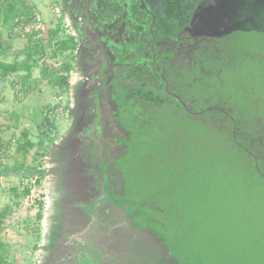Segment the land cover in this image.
<instances>
[{
	"label": "rangeland",
	"instance_id": "374dc122",
	"mask_svg": "<svg viewBox=\"0 0 264 264\" xmlns=\"http://www.w3.org/2000/svg\"><path fill=\"white\" fill-rule=\"evenodd\" d=\"M4 1L0 0V43L8 45L13 54L23 50L29 37L46 43L49 31L56 26L60 34H72L59 0H19L20 20L13 23L15 28L3 21ZM235 8L228 6L233 13ZM237 10L246 16V23L252 13L262 16L258 24L264 26L263 8L241 6ZM34 12L39 14L42 30L35 28ZM254 29L250 27L249 32L231 41L251 48L246 49L251 52L242 66V79L232 77L223 85L216 84L214 90L227 102L218 100L220 107L229 110L237 124L235 140L246 143V137H251L254 140L250 143L251 152L264 160V144L259 138L263 131L257 116H264V32ZM74 51L69 56L72 59L67 88L51 85L40 75L41 67L66 75L60 57L48 49L38 55L28 82L24 83V72L7 77L15 86L13 100L22 102L23 107L11 116L9 110H0V147L8 138L15 140L6 165L0 167V211L6 208L0 225L3 245L0 256L4 264H38L46 248L57 202L63 195L56 188L57 174L51 158L71 121ZM184 79L186 83L190 81L189 75ZM206 84L207 78H203L201 82L191 83L187 90L205 92ZM213 122V125L196 124L190 128L187 125L181 129L165 123L167 129L160 149L138 151L132 157V166L121 176L129 174L136 189L160 197L165 209L163 217L167 220L164 225L167 239L181 248L183 264H189L188 255L193 258V264H264V182L253 170L250 174L240 170L233 158L228 157L236 156L241 168L245 167L246 158L230 138L233 127L226 117L219 116ZM109 158L107 155L108 161ZM89 163L84 161L82 165ZM95 174L83 168L76 178L75 185L79 186L75 190L91 188ZM87 194L81 195L84 201H88L90 191ZM96 212L108 214L103 205ZM101 219L103 216L98 218ZM148 229L152 231L148 237L153 241L148 242L144 235L140 238L145 239L149 249L158 251L161 246L155 239L157 232L150 225ZM106 231L96 241L105 254L117 261L128 252L136 256L131 251L135 237L131 235V238L126 229H123L126 235L116 227ZM167 260L174 264L173 259Z\"/></svg>",
	"mask_w": 264,
	"mask_h": 264
},
{
	"label": "flooded vegetation",
	"instance_id": "af4514ba",
	"mask_svg": "<svg viewBox=\"0 0 264 264\" xmlns=\"http://www.w3.org/2000/svg\"><path fill=\"white\" fill-rule=\"evenodd\" d=\"M60 2L64 3L62 13L69 17L75 50L83 42L82 59L88 62L87 72L94 77L98 93L110 106L105 113L99 111L98 120L111 128L108 145L104 144L105 152L110 156L108 163L101 156L102 139L98 142L99 165L103 168L102 174H109V177L104 178L107 181L102 184L99 194L87 203L80 202L89 215V222L80 231L66 234L61 240L66 259H72V264H170L167 259H173L174 264H183L167 239L164 230L167 220L163 217L165 209L160 197L136 189L131 177H123L121 173L132 166V157L138 151L160 149L167 129L165 123L178 129L187 125L190 128L196 124L213 125V119L223 116L233 127L231 140L246 158L244 172L250 174L253 170L264 182V160L250 150L254 140L251 137H246V143L235 140L237 124L229 110L220 107L219 97L187 90L191 83L201 82L204 74L213 77L219 61L218 42L209 40L202 33L209 21L212 0ZM212 30H209L210 34ZM224 51V62L231 61L233 51ZM185 75L190 77L187 83ZM105 107L103 103L102 108ZM257 116L263 131L259 135L260 143L264 144V116ZM132 149L135 152L132 153ZM107 164L111 166L109 169H106ZM104 200L116 208L128 206L130 211L125 219L130 223H125L122 228L123 218H116L114 227H121L122 232L126 229L131 238L135 237L131 250L136 253L135 257L128 252L129 256L117 261L96 245L104 233L90 231V226L96 221V211L104 205ZM80 222L77 220L76 224ZM149 225L157 232L155 239L161 250L149 249L145 239L140 238L144 235L148 242L153 241L148 237L152 234ZM147 251L150 254L146 255ZM130 256L135 259L132 261Z\"/></svg>",
	"mask_w": 264,
	"mask_h": 264
},
{
	"label": "water",
	"instance_id": "95a60500",
	"mask_svg": "<svg viewBox=\"0 0 264 264\" xmlns=\"http://www.w3.org/2000/svg\"><path fill=\"white\" fill-rule=\"evenodd\" d=\"M61 5L64 7L63 2H60V8ZM65 17L68 21L69 17L67 15ZM83 49L84 45L81 42L78 49L75 50L73 67L75 78L71 84V121L66 132L55 145L51 158L57 174L56 188L58 193H63V195L57 202L52 226L45 244L46 248L38 264H72V259H66L65 247L61 246L60 242L66 234L80 231L89 222V215L80 206V202L87 203L88 201H84L81 195H88L87 192L90 191L88 200L95 197L100 193L102 184L107 181L104 178L109 177V174H106L107 176L102 174L103 168L99 165L98 142L102 139L101 156L108 163L105 148L108 145L107 139L111 128L107 127L105 123L99 122L98 115L99 111L102 110L105 113L106 108L110 106L98 93V84L94 77L92 78V75L87 72L88 62L82 59ZM175 98L180 100L176 96ZM103 103L106 106L105 109L102 108ZM181 105L185 107L182 101ZM103 112L102 115H104ZM81 161L87 163L90 161L89 166L82 165ZM109 166L107 164L106 169H109ZM83 168L95 172L96 180L91 188L87 187L86 191L85 189L78 191L75 188L78 189L79 184L75 185V181ZM103 202L108 214L105 216L104 213L97 212L96 221L91 223L90 231L105 234L107 229L115 228V221L118 218H123L122 228L125 223H130L128 219H125L126 213L130 211L128 206L116 208L107 204L105 200ZM100 216H103L101 221L98 220ZM77 220L81 221L80 224H76ZM116 228L123 233L121 227L116 226Z\"/></svg>",
	"mask_w": 264,
	"mask_h": 264
},
{
	"label": "crops",
	"instance_id": "0c3cea01",
	"mask_svg": "<svg viewBox=\"0 0 264 264\" xmlns=\"http://www.w3.org/2000/svg\"><path fill=\"white\" fill-rule=\"evenodd\" d=\"M229 5H234V7H236L234 13L228 10ZM241 6H254L258 10H261L262 8L264 10V0H212L209 21L206 22L207 27H205L202 32L209 40L217 41V47L219 49V61L218 64L215 65L214 76L212 77L210 74H204L202 77V80L203 78H207L208 83L205 86V92L202 91V95H207V93L211 94L213 92L215 94H212V96L219 97V101L223 102L226 101L221 95L217 94V90H214L216 87L215 85H223L225 81H228V79L231 80L232 77H240L239 80H241L243 72L242 66L243 64H246L249 53L251 52L246 50L251 48H245L241 43L231 41L234 38H237L239 34L249 32L250 27L255 28V31L259 30V32H264V26H261V23L258 24L263 20H261L262 16L260 17L259 15L252 13V15H248L246 23V16L242 13L239 14L237 10ZM211 28L214 29L212 30L213 35L209 33ZM230 43L238 45L234 47L231 46ZM7 47V53L10 55L8 59L11 60V55L13 53L10 52L11 49L8 45ZM224 49H231L233 51L234 58L229 62H224V59L222 58ZM206 66L209 67L210 65ZM229 70H231V73H229ZM216 72L218 74L215 76ZM7 77L9 76L0 78V110H9V116H11L14 111H20L23 104L22 102L17 103V101L13 100V95L16 93L15 86L12 82L11 84L8 82ZM24 78V83L28 82L27 80L30 79L26 78V76H24Z\"/></svg>",
	"mask_w": 264,
	"mask_h": 264
},
{
	"label": "trees",
	"instance_id": "16d2710c",
	"mask_svg": "<svg viewBox=\"0 0 264 264\" xmlns=\"http://www.w3.org/2000/svg\"><path fill=\"white\" fill-rule=\"evenodd\" d=\"M19 0H5L2 5L4 7V19L3 21L6 24L10 23L12 28H14L13 23H17V21L20 20L19 16L21 13V9L18 7ZM20 3H22L20 1ZM24 7V6H23ZM22 8V6H21ZM60 29L58 26L51 29L49 31V37L46 41V43H42L38 39H34L29 37L27 40V43L23 50L19 52L18 54H12V59L9 60L8 58L10 55L7 53L8 47L0 43V78H4L12 73L15 72H24L26 74V78H29L31 71L33 67L37 64L38 61V55L40 53H45L46 49L50 50L53 55L59 56L61 59V69L66 73V75L57 74L55 69H48L46 67L40 68V75L42 78L47 79V81L51 85H59L64 86L65 88L68 87V72L71 68V59L69 56L76 48V42L74 40V36L72 35H63L60 34ZM21 56V57H20ZM31 145V144H30ZM131 152H135L134 149L131 150ZM232 157L233 160L236 162L237 167L242 171L246 170V166L244 168H241L242 165L238 162L236 159V156H228ZM238 163V164H237ZM243 167V166H242ZM255 174V173H254ZM127 178L130 177L129 174H127ZM27 192V191H26ZM6 211V208L0 211V225L2 223L3 214ZM177 245V244H176ZM173 246L172 249L177 250V254L175 255L177 258H179L182 261V257L180 256V249L179 246ZM3 245L0 243V247ZM190 259H186L187 263L193 264V258L188 255ZM4 258L3 256H0V264H4Z\"/></svg>",
	"mask_w": 264,
	"mask_h": 264
},
{
	"label": "built area",
	"instance_id": "2783aa9c",
	"mask_svg": "<svg viewBox=\"0 0 264 264\" xmlns=\"http://www.w3.org/2000/svg\"><path fill=\"white\" fill-rule=\"evenodd\" d=\"M33 19L36 21L35 28L42 30V26L40 24L39 14L34 12L33 13ZM14 142H15L14 138H8L7 140H4V142H2L3 146L0 147V167H3L2 165H6L7 160H8V154L10 153V150H11Z\"/></svg>",
	"mask_w": 264,
	"mask_h": 264
}]
</instances>
